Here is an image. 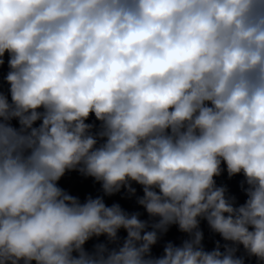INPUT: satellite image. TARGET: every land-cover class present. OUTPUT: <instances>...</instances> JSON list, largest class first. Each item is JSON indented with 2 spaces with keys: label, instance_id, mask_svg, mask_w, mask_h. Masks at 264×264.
Instances as JSON below:
<instances>
[{
  "label": "clouds",
  "instance_id": "obj_1",
  "mask_svg": "<svg viewBox=\"0 0 264 264\" xmlns=\"http://www.w3.org/2000/svg\"><path fill=\"white\" fill-rule=\"evenodd\" d=\"M5 63L0 264H264V0H0Z\"/></svg>",
  "mask_w": 264,
  "mask_h": 264
},
{
  "label": "water",
  "instance_id": "obj_2",
  "mask_svg": "<svg viewBox=\"0 0 264 264\" xmlns=\"http://www.w3.org/2000/svg\"><path fill=\"white\" fill-rule=\"evenodd\" d=\"M5 59H7V57H5ZM7 72L8 67L7 63H5L3 66H0V89L4 90L5 92L9 87L3 79ZM88 122L98 124V122L95 121L94 116ZM13 123L16 124V121H13ZM216 180L218 185H226L228 187L229 193L237 198L238 204H243L245 202L247 197L240 187L243 180L242 175H237L235 177L229 178L227 172L225 171L220 177H217ZM59 186L69 192L71 195L78 197L82 202L89 195H91L92 197L103 195L99 183L95 182L91 177H85L81 175L77 171H70L66 173L65 176L62 177L59 181ZM133 187L137 189V196L143 195L141 186L133 184ZM104 200L108 206H111L113 203H119L121 207L129 213L139 211L141 213V219H148L147 213L141 206L136 203V197L128 196L126 191L123 189L121 190V192L113 196H104ZM200 227L204 233L203 244L206 250H212L215 247L216 241H220L221 243H223L221 237L218 234H214L211 232L206 221H201ZM126 235L127 234L123 229L120 230L119 236L121 238V242L124 238H126ZM186 238L187 235L181 233L178 230V227L176 225H173L169 228V231L162 236L160 241L155 246H153L152 252L154 255L160 256L163 253L165 243L171 241L174 244L179 245ZM105 241L106 237L103 236L99 238H93L86 243L85 248L87 250H91L96 243ZM250 264H255V260L253 259Z\"/></svg>",
  "mask_w": 264,
  "mask_h": 264
}]
</instances>
